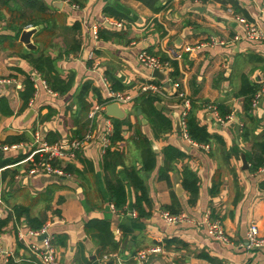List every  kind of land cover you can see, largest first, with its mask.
Segmentation results:
<instances>
[{
    "label": "crops",
    "instance_id": "obj_1",
    "mask_svg": "<svg viewBox=\"0 0 264 264\" xmlns=\"http://www.w3.org/2000/svg\"><path fill=\"white\" fill-rule=\"evenodd\" d=\"M3 1L7 5L0 6V81L8 82H0V98L6 99L11 114L0 112V144L19 147L0 150V157H23L0 165V220L11 215L0 230V264L9 258L18 264H36L27 245L40 242L38 237L27 234V214L48 224L59 264H100L99 258L108 252H117L123 264H133L136 251L157 244L163 253L150 256L146 264H264V247L247 250L241 246L251 222L264 231V164L251 169L259 153L256 144L264 130V41L233 40L245 31L238 18L264 30V0H43L46 17L36 15L41 19L35 26L41 27L32 36L35 49L25 48L18 39L21 30L32 24L20 31L7 26L10 9L23 10L24 17L17 23L28 21L30 9L24 0ZM107 5L121 6L130 19L105 15L103 8ZM104 17L121 22L123 27L103 24L95 38L90 26ZM210 38L225 43L185 50L186 46L197 47ZM90 51L95 56L92 60L87 59ZM142 51L175 61L177 74L172 75L170 61H163L168 63L163 70L165 78L153 77V70L138 60ZM39 56L47 58L42 62L44 72L32 61ZM45 74L50 81L54 76L57 79L48 83ZM27 79L34 92L22 109L21 93ZM68 82L69 89L59 92ZM144 82L161 84L163 91L148 99L141 95L127 106L119 105L121 118L107 115L104 107L96 116L97 138L78 151L75 158L59 162L69 175H29L28 163L16 164L35 148L36 133L49 143L80 136L86 128L88 110L94 103L105 101L108 87L112 90L115 85L121 87L117 91L134 92ZM250 86L257 90L251 99L252 110L246 113L245 92L240 90ZM176 92L184 93L197 106L199 124L213 136L205 143L207 149L199 143L191 145L177 131L175 116L180 119L183 107ZM209 105L215 107V113L208 109ZM226 110L230 113L221 116V111ZM158 114L169 120L168 129L157 126ZM113 119L122 122V138L111 143ZM244 127L248 130L245 137ZM137 130L150 141L155 154L154 167L149 171L142 168ZM167 145L183 155L170 163L171 170L164 179L160 169ZM107 148L117 151L119 157L115 165L108 163L105 169ZM132 168L146 186L147 216H139L133 208L136 192L125 172ZM184 168L198 178L193 196L182 184ZM116 176L125 181L126 203L119 210L109 201L106 183ZM214 178L218 185L217 193L212 194ZM173 199L174 209H179L178 214H183L185 220L167 224L161 212L168 210ZM15 207L27 211L15 217ZM101 219L108 221L117 243V248L102 254L85 230L90 220ZM207 220L220 221L231 243L223 244L208 236ZM21 234L24 238L19 237ZM104 264L118 262L108 260Z\"/></svg>",
    "mask_w": 264,
    "mask_h": 264
},
{
    "label": "trees",
    "instance_id": "obj_2",
    "mask_svg": "<svg viewBox=\"0 0 264 264\" xmlns=\"http://www.w3.org/2000/svg\"><path fill=\"white\" fill-rule=\"evenodd\" d=\"M26 3V8L30 9V18H28V21L24 22H19L17 23V19H21L24 17V12L20 8H13L10 9V16L11 18L7 22V26L11 29L18 30L20 31L23 27H25L27 24H32V26H35L40 23V19L37 14H40L43 17H46V9L47 6L43 2V0H24ZM144 2L148 3L150 2L149 0H144ZM155 4V1H153ZM1 4L7 5V3L3 0H0V6ZM103 13L108 16H113L116 19H130L128 14L124 11V9L119 6V5H107L106 7L103 8ZM1 14H0V21H1ZM29 17V16H28ZM17 23V24H16ZM160 60L161 61H170L171 65L173 66V72L172 75L175 76L177 74V68H176V62L170 60L167 56L165 55H160ZM47 58H44L42 56H39L37 58H34L32 61L35 62V67L39 71L44 72V66L42 62L46 60ZM49 66V63H48ZM46 75V81L48 83L50 82H55L56 76H54V80L51 79L50 81V76L48 74ZM245 82V80H244ZM87 84H85V87H83V90H87L88 87H86ZM53 87V85H51ZM70 87V82L68 84H64L63 88L59 90V92L66 91ZM119 86H112L113 91H117ZM257 88L256 87H248L246 90L244 87L241 88L240 92L243 93L245 99H244V105H243V110L248 113L252 110L251 106V99L256 92ZM34 92L32 83L29 79L25 81V88L21 93V98L23 99V104H22V109L26 107L27 102L29 99L32 97ZM144 99H148L150 96L149 94H143ZM141 96V95H140ZM138 98V97H137ZM195 109H197V106L194 104V102L191 101V106L186 112V115L184 117L185 124H186V132L188 137L192 140L195 141L196 143L199 144H205L208 143L211 139H213V136H211L208 132L205 126L200 125L199 121L196 117L195 114ZM0 112L8 115L11 114V110L8 107V103L5 98L1 97L0 98ZM230 110L226 111H221V116H224L225 114H229ZM250 119H252V116L249 115ZM159 122H158V127L159 128H165L168 129L170 127V122L169 120H166L163 116L158 114ZM156 126V124L154 123ZM122 133V122L121 120L118 119H113V130L111 135L109 136V140L111 143H114L117 140H120L122 138L121 136ZM248 133L247 127H244L242 130V136L245 137ZM137 134V145L140 149L141 156H142V168L145 171H149L154 167L155 163V154L152 150L151 143L150 141L144 137L139 130L136 131ZM217 141L219 138H216ZM49 143V142H48ZM257 148H258V156L256 159L253 161L251 165V169H257L258 167L262 166L264 164V158L262 156L264 155V130L262 131L261 134V140L257 142ZM163 157H164V165L160 169V177L167 179V171L171 170V165L175 159L181 157L183 153L175 148L172 145H167L163 149ZM23 156L19 155L18 158L16 159H9V160H2L0 157V165H3L5 163L10 164L13 162H16L18 159L22 158ZM119 157V154L115 150H110L109 148L106 149L105 155H104V167L105 169L108 168V163H113L115 165V158ZM67 170L69 168H66ZM65 170V169H64ZM66 171V170H65ZM126 172V179L127 181L133 186L135 189L136 195H135V201L133 204V208L137 211L139 216H147L148 213L146 212L145 207L149 205V199L147 196V190L146 186L143 182V179L138 175L137 170L135 168H132V170H125ZM183 180L182 184L183 186L188 189L189 193L191 196L195 195L197 193V182L198 178L196 174L191 171L188 168H184L183 172ZM107 189L109 191V201L113 204V206L116 209H122L123 206L126 203V195H125V181L123 179H120L118 176L113 177L109 179L107 182ZM218 185V180L214 178L213 180V186L210 189V192L212 194L217 193V188H215ZM175 207V199L172 200V203L167 206L168 210L171 214H178L179 209H174ZM13 215L15 217H19L20 213L26 212V208H18L15 207L13 208ZM9 219H11V215H9L7 218L0 220V230L1 227L4 226ZM27 222H28V227L32 230L39 229L43 225V221L40 220L37 217H32L27 214ZM85 230L87 233H89L93 239L97 242L99 246V252L104 253L107 250H113L117 248V243H115L112 239V233L109 229V223L106 220H90L86 226ZM5 264H18L17 262L14 261L13 258H9Z\"/></svg>",
    "mask_w": 264,
    "mask_h": 264
},
{
    "label": "built area",
    "instance_id": "obj_3",
    "mask_svg": "<svg viewBox=\"0 0 264 264\" xmlns=\"http://www.w3.org/2000/svg\"><path fill=\"white\" fill-rule=\"evenodd\" d=\"M238 21L245 26V31L240 36H234L233 40H239L240 38L249 39V40H261L264 41V30H260L257 27L248 24L244 18H238ZM103 24L108 27H123L121 22L109 20V18L104 17L102 22L94 23L90 26V33L94 35L96 38L98 35V29ZM213 43L224 44L225 41L217 40L215 38H210L208 41L200 43L197 47L186 46V51H191L194 48L210 45ZM93 51H90L87 54V59L92 60L94 59ZM139 62L149 68L151 70L154 69H162L164 70L167 66V62L161 61L158 57L148 54L146 51H142L138 54ZM94 68H97V65L94 64ZM2 83L8 82V80L0 81ZM176 84H173L172 87L174 88ZM163 91V87L161 84H157L155 82H144L140 84L136 91H113L110 87L107 88L105 101L103 103H94L91 108L87 112V124L84 132L80 136H74L66 140L65 142H55V143H48L45 141L41 136L36 133L35 134V143L36 146L32 149L24 159L17 162L19 163H28V171L29 175L38 174L41 172H46L49 174L61 175L66 176L69 175L65 172L64 168L60 167L59 162L64 158H75L78 151L83 149L88 144L92 143L94 139L97 138L96 130H95V123H96V116L97 114L102 111L106 104L111 102H116L119 105H130L134 99L139 97L143 94H160ZM176 95L181 99L182 104V112L180 115V125H181V132L180 135L183 139H185L191 145H198V143L192 141L186 132V124L184 117L186 112L191 106V100L185 96L182 92H176ZM260 94H256L252 100V104L255 105L257 99L259 98ZM208 109L215 113V107L209 105ZM108 141V140H107ZM109 142H106L108 145ZM203 148H208V144H199ZM19 147L18 144L12 145H4L0 144V150L8 151L10 149L16 150ZM14 164V165H16ZM2 191L3 188L0 184V206L2 204ZM135 216V212L132 211L131 213ZM161 216L163 220L167 224H177L185 220V216L183 214H171L168 211H162ZM206 231L207 235L222 242L223 244H230L231 239L229 235L226 233L225 229L223 228L222 224L218 220H207L206 222ZM27 234L33 237H39L42 234H46V236L42 239H39L40 243H31L27 245L28 250L32 255L36 257V264H59L56 250L51 242V237L48 233V224L41 226L39 229L36 230H28ZM24 234L19 235L20 238H24ZM244 246L245 249L251 250L256 248L264 247V231H260L259 227L255 222H251L247 228L246 232V242L241 244ZM163 253V248L161 245H152L143 249L136 251L133 256V264H146L150 258V256L155 254ZM100 264H104L108 260H116L118 264H123L121 258L119 257L117 252H108L101 255L99 258ZM0 261H1V253H0Z\"/></svg>",
    "mask_w": 264,
    "mask_h": 264
},
{
    "label": "water",
    "instance_id": "obj_4",
    "mask_svg": "<svg viewBox=\"0 0 264 264\" xmlns=\"http://www.w3.org/2000/svg\"><path fill=\"white\" fill-rule=\"evenodd\" d=\"M192 9L198 10V9H203V8L202 7L201 8L193 7ZM39 27H41V25L40 26H28V27H25L21 30L18 39H19V42H21L23 44V46H25V48H27V49H35L36 48V46L33 44L32 36L39 29ZM152 76L157 78L158 80H163L165 78L164 71L161 69H154L152 71ZM165 85L167 86V83ZM105 113L109 116H114V117H118V118H121L123 116V111L120 108L119 104L116 102H111V103L107 104L105 106ZM175 127H176L177 131L181 132L180 119H179L178 115L175 116ZM0 154H2V152H0ZM241 160H242L243 166L246 167L247 162H246L245 156L243 154H241ZM45 236H46V234H42L38 237V239H42Z\"/></svg>",
    "mask_w": 264,
    "mask_h": 264
}]
</instances>
